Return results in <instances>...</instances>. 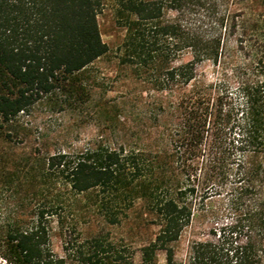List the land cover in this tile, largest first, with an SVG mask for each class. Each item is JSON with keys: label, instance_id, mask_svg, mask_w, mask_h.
Wrapping results in <instances>:
<instances>
[{"label": "trees", "instance_id": "trees-1", "mask_svg": "<svg viewBox=\"0 0 264 264\" xmlns=\"http://www.w3.org/2000/svg\"><path fill=\"white\" fill-rule=\"evenodd\" d=\"M113 1L125 30L122 62L151 84L145 140H101L47 157L28 185L36 190V177L60 175L66 214L41 208L0 225V257L8 264H159L162 251V264H181L175 243L208 213L226 221L212 239L191 241L187 264H264V0ZM231 2L254 5L242 23ZM102 5L0 0V136L57 89L79 96V105L90 100L85 71L108 50L97 22ZM215 5L225 10L204 29L200 19ZM223 30L237 33L239 50H251L229 74ZM204 65L213 77L199 70ZM136 212L155 227L137 250L106 230ZM52 217L60 255L50 247Z\"/></svg>", "mask_w": 264, "mask_h": 264}, {"label": "rangeland", "instance_id": "rangeland-1", "mask_svg": "<svg viewBox=\"0 0 264 264\" xmlns=\"http://www.w3.org/2000/svg\"><path fill=\"white\" fill-rule=\"evenodd\" d=\"M250 6L252 9L254 5L251 3ZM250 8L243 9L241 4L234 2L228 6L238 22L248 17ZM224 10V5L211 7L200 19L202 27L207 28L210 18ZM167 15L172 17L174 12L169 11ZM118 19L114 1L103 0L97 22L101 39L108 50L85 71L83 80L91 91L89 101L79 105V96L71 94L66 88L57 89L3 127L0 136V225L15 219L28 220L41 208L48 213L56 211L65 216V210L60 208L66 194L60 175L44 180L36 177V190L28 185L31 174H40L50 155L58 151H77L101 140L112 143L117 140H145V104L151 84L143 79L144 74L136 75L130 66L122 62L125 30ZM223 33L227 43L223 54L227 58L222 66L229 74L242 65L251 55V50H239L235 41L236 32L223 30ZM200 69L205 71L207 77H213L211 66L204 65ZM213 205L218 206L217 203ZM53 217L48 222L50 247L60 255L62 239ZM224 221L222 217L212 220L208 213L194 217L175 243V259L187 264L191 241L212 239L215 237L212 230L220 227ZM106 230L117 243L137 250L153 236L155 227L146 225L136 212L120 225L106 227ZM138 258L137 252L135 260ZM157 261L159 264L164 262L162 251H157ZM0 264L8 263L0 257Z\"/></svg>", "mask_w": 264, "mask_h": 264}]
</instances>
